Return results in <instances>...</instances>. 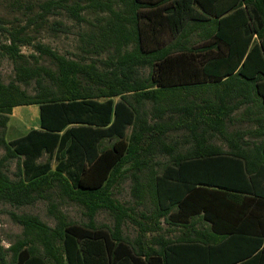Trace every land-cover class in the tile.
Segmentation results:
<instances>
[{
	"label": "trees",
	"instance_id": "obj_1",
	"mask_svg": "<svg viewBox=\"0 0 264 264\" xmlns=\"http://www.w3.org/2000/svg\"><path fill=\"white\" fill-rule=\"evenodd\" d=\"M11 5L25 19L0 23L1 54L14 67L12 80L0 79V201L19 206L56 192L90 219L72 221L52 201L54 226L12 213L23 235L0 243V264H264V0ZM60 14L89 26L80 48L107 51L101 65L34 41L43 29H70L49 20ZM162 31L169 41L146 43ZM31 80L34 92L19 84ZM31 104L38 127L7 141L13 108ZM9 158L20 160L15 179ZM127 177L135 205H149L139 218L110 196ZM99 208L113 213L112 227L92 222ZM125 218L138 225L133 240L122 234ZM162 222L174 234L148 238Z\"/></svg>",
	"mask_w": 264,
	"mask_h": 264
},
{
	"label": "rangeland",
	"instance_id": "obj_2",
	"mask_svg": "<svg viewBox=\"0 0 264 264\" xmlns=\"http://www.w3.org/2000/svg\"><path fill=\"white\" fill-rule=\"evenodd\" d=\"M28 2H36L38 0H23ZM13 0H0V23H3L5 26L15 23L17 21L24 22V15L16 11V7L12 6L11 3ZM90 20L97 15L96 13H91L88 11L83 12ZM55 19L62 20L70 26V29L67 32L57 31L52 32L49 29H43L34 41L41 40L44 43L51 46L53 49L58 51L61 54L69 58H74L76 60L89 61L91 59L97 60L99 63L100 60L107 57L108 52L104 51L100 54H86L80 48V34L88 29L86 23L78 24L73 19L67 17L64 14L51 16L50 21ZM3 25V26H4ZM158 42H155L152 39L146 40V43L149 45H158L163 42H167L171 39V35L168 31H162L157 33ZM5 36L0 32V43L5 42ZM22 51L26 54L33 52L32 45H24L21 47ZM2 50L0 48V79L4 82H8L14 78V67L12 60L6 55L1 54ZM39 62L49 65V61L45 58H39ZM100 64V63H99ZM101 65V64H100ZM147 69H142V73L145 74ZM46 83L49 82L47 78L44 80ZM28 92L35 91L34 80L29 81L28 83H19ZM39 125V106L37 104L31 105H17L13 108L12 113L9 116L5 128V138L7 141L19 137L25 134L32 127H38ZM234 128H242L243 125L236 123ZM219 142L218 140H215ZM4 154V148L0 147V157ZM47 158V153L39 160H45ZM161 158L165 159L164 156ZM20 160L17 158H9L5 161V172L9 175L10 178L15 179L20 171ZM55 164V160H53ZM131 179L125 178L117 183L113 188H110V196L116 199L120 204L125 207H134L133 215L136 218L138 217L139 212H149L148 202L144 204L135 205V197L132 195L131 191ZM57 202V207L68 217V219L78 222L85 223L88 222L90 217L88 212L81 205L72 202L66 198H62L56 192H54L50 199L39 198L30 204L25 205H14L9 202L0 201V243L4 247H8L11 243L15 242L17 239L23 235V226L18 223L14 218L12 213H29L38 216L42 221L48 225L54 226L55 218L49 211V203ZM148 214V213H147ZM92 222L99 226H110L114 224V215L106 208H99L92 217ZM161 230L154 231L153 233L147 232L146 236L151 238L152 234L156 233H165L167 230V225L162 222L160 224ZM173 230V229H172ZM166 232L167 234H173V231ZM121 231L123 236L133 240L138 234V225L129 218H125L122 221ZM7 258H10V253H7Z\"/></svg>",
	"mask_w": 264,
	"mask_h": 264
},
{
	"label": "crops",
	"instance_id": "obj_3",
	"mask_svg": "<svg viewBox=\"0 0 264 264\" xmlns=\"http://www.w3.org/2000/svg\"><path fill=\"white\" fill-rule=\"evenodd\" d=\"M178 231H176L175 233H177ZM173 234H174V232H173Z\"/></svg>",
	"mask_w": 264,
	"mask_h": 264
}]
</instances>
